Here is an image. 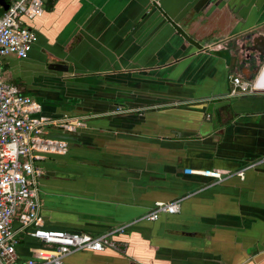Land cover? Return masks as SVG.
Listing matches in <instances>:
<instances>
[{
    "label": "crops",
    "instance_id": "0c3cea01",
    "mask_svg": "<svg viewBox=\"0 0 264 264\" xmlns=\"http://www.w3.org/2000/svg\"><path fill=\"white\" fill-rule=\"evenodd\" d=\"M26 24L36 39L0 58L3 79L45 115L85 118L41 163L43 226L125 225L119 249L59 264H264V57L249 48L264 0H53ZM232 76L252 92L228 95ZM174 198L177 212L142 217ZM37 245L20 234L18 259Z\"/></svg>",
    "mask_w": 264,
    "mask_h": 264
},
{
    "label": "built area",
    "instance_id": "2783aa9c",
    "mask_svg": "<svg viewBox=\"0 0 264 264\" xmlns=\"http://www.w3.org/2000/svg\"><path fill=\"white\" fill-rule=\"evenodd\" d=\"M42 11V0H10L0 14V58L27 56L36 35L26 21L40 16ZM251 92L247 81L231 77L228 95ZM84 126L85 118L81 116L43 114L39 102L3 79L0 62V264H59L66 255L77 251L119 249L111 236L123 231L125 225L96 235L43 226L39 198L41 163L48 155L67 152V139L55 135L74 133ZM186 172L214 180L223 178L212 169ZM236 174L241 176L242 172ZM180 200L154 202L142 217L155 220L160 213H175ZM20 234H27L38 243L31 255L21 261L15 252Z\"/></svg>",
    "mask_w": 264,
    "mask_h": 264
},
{
    "label": "water",
    "instance_id": "95a60500",
    "mask_svg": "<svg viewBox=\"0 0 264 264\" xmlns=\"http://www.w3.org/2000/svg\"><path fill=\"white\" fill-rule=\"evenodd\" d=\"M9 2H10V0H0L1 5H8ZM249 48L255 49L260 56L264 57V33L254 36L251 39V46H249ZM47 68L53 69V70H58V71H65L66 65L63 63H49L47 65ZM55 136L65 138V139H69V136L65 135V134H59V135H55ZM185 170H188V169L185 168Z\"/></svg>",
    "mask_w": 264,
    "mask_h": 264
},
{
    "label": "trees",
    "instance_id": "16d2710c",
    "mask_svg": "<svg viewBox=\"0 0 264 264\" xmlns=\"http://www.w3.org/2000/svg\"><path fill=\"white\" fill-rule=\"evenodd\" d=\"M53 0H44L43 3L45 5V8H50ZM8 5H1L0 4V14L7 8Z\"/></svg>",
    "mask_w": 264,
    "mask_h": 264
},
{
    "label": "flooded vegetation",
    "instance_id": "af4514ba",
    "mask_svg": "<svg viewBox=\"0 0 264 264\" xmlns=\"http://www.w3.org/2000/svg\"><path fill=\"white\" fill-rule=\"evenodd\" d=\"M243 95V94H242Z\"/></svg>",
    "mask_w": 264,
    "mask_h": 264
}]
</instances>
